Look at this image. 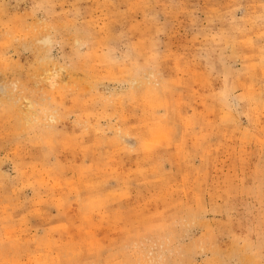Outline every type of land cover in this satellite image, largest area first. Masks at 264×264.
I'll return each instance as SVG.
<instances>
[{
  "label": "rangeland",
  "instance_id": "374dc122",
  "mask_svg": "<svg viewBox=\"0 0 264 264\" xmlns=\"http://www.w3.org/2000/svg\"><path fill=\"white\" fill-rule=\"evenodd\" d=\"M0 264H264V0H0Z\"/></svg>",
  "mask_w": 264,
  "mask_h": 264
},
{
  "label": "bare ground",
  "instance_id": "6f19581e",
  "mask_svg": "<svg viewBox=\"0 0 264 264\" xmlns=\"http://www.w3.org/2000/svg\"><path fill=\"white\" fill-rule=\"evenodd\" d=\"M49 77H54V74L51 73V74L49 75Z\"/></svg>",
  "mask_w": 264,
  "mask_h": 264
}]
</instances>
